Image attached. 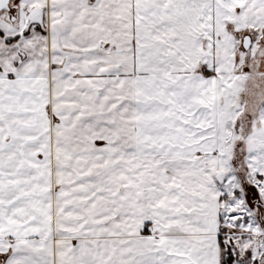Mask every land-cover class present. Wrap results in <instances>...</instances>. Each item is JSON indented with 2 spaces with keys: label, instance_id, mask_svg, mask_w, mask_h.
Segmentation results:
<instances>
[{
  "label": "snow or ice",
  "instance_id": "6c2138e0",
  "mask_svg": "<svg viewBox=\"0 0 264 264\" xmlns=\"http://www.w3.org/2000/svg\"><path fill=\"white\" fill-rule=\"evenodd\" d=\"M0 264H264V0H0Z\"/></svg>",
  "mask_w": 264,
  "mask_h": 264
}]
</instances>
